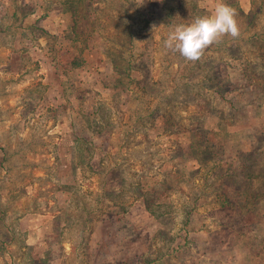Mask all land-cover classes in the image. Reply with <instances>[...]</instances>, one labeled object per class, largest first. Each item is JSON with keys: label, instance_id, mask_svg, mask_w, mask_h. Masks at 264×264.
<instances>
[{"label": "rangeland", "instance_id": "1", "mask_svg": "<svg viewBox=\"0 0 264 264\" xmlns=\"http://www.w3.org/2000/svg\"><path fill=\"white\" fill-rule=\"evenodd\" d=\"M59 1L0 0V264H264V0L195 62L219 0Z\"/></svg>", "mask_w": 264, "mask_h": 264}, {"label": "clouds", "instance_id": "2", "mask_svg": "<svg viewBox=\"0 0 264 264\" xmlns=\"http://www.w3.org/2000/svg\"><path fill=\"white\" fill-rule=\"evenodd\" d=\"M235 17V9L219 0L211 15L196 17L188 25H177L164 39V47L178 52L188 61H198L207 48L221 42L225 36H239Z\"/></svg>", "mask_w": 264, "mask_h": 264}, {"label": "trees", "instance_id": "3", "mask_svg": "<svg viewBox=\"0 0 264 264\" xmlns=\"http://www.w3.org/2000/svg\"><path fill=\"white\" fill-rule=\"evenodd\" d=\"M59 3V7L60 9L62 10V14L65 18V23H68L69 21V29L70 31L72 32V34L74 36L71 37V39H73L74 37H80L83 39V37L87 36V34H85V30L82 26V23L79 22V20H81L80 18H85L84 15H83V5L81 4V1L80 0H61L58 2ZM48 12H46L45 15H47ZM32 27V26H30ZM68 32V30H67ZM75 39V38H74ZM58 46V45H57ZM87 55L85 56L84 60H80V59H77L76 56L74 55L71 60L68 62L69 63V67H70V70L72 69H76L80 66H83L86 64V68L88 70H90L89 68V61L87 60ZM83 63V65H81ZM88 63V64H87ZM100 65V61L97 62V64H93V67L92 70H97L98 66ZM97 67V68H96ZM90 70V71H92ZM74 87V85H72V88ZM64 93V92H62ZM27 215V213L25 214ZM44 223V226H45V230L47 231V233L49 232L48 231V226L50 224L49 222V219H45L43 221ZM32 228H35L33 227L32 225L29 227V228H26L25 229V232H26V239H28L27 242H25L23 248H28V250H30L29 252L32 253L31 251L32 250H35L37 247H36V243L38 242V239L36 238L35 236V230L32 229ZM49 235V234H48ZM47 235V240H45L46 243L49 242V237ZM21 241H23V238L21 237ZM20 241V243H21ZM26 241V240H24ZM44 242V240H43Z\"/></svg>", "mask_w": 264, "mask_h": 264}]
</instances>
